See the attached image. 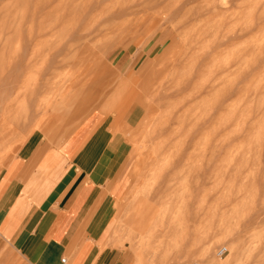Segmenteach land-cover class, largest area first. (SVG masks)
I'll list each match as a JSON object with an SVG mask.
<instances>
[{
	"label": "rangeland",
	"instance_id": "374dc122",
	"mask_svg": "<svg viewBox=\"0 0 264 264\" xmlns=\"http://www.w3.org/2000/svg\"><path fill=\"white\" fill-rule=\"evenodd\" d=\"M0 114V167L109 118L137 263L264 264V0H0Z\"/></svg>",
	"mask_w": 264,
	"mask_h": 264
},
{
	"label": "crops",
	"instance_id": "0c3cea01",
	"mask_svg": "<svg viewBox=\"0 0 264 264\" xmlns=\"http://www.w3.org/2000/svg\"><path fill=\"white\" fill-rule=\"evenodd\" d=\"M39 140L0 167V264H139L116 234L128 147L109 118L87 116L62 147Z\"/></svg>",
	"mask_w": 264,
	"mask_h": 264
},
{
	"label": "built area",
	"instance_id": "2783aa9c",
	"mask_svg": "<svg viewBox=\"0 0 264 264\" xmlns=\"http://www.w3.org/2000/svg\"><path fill=\"white\" fill-rule=\"evenodd\" d=\"M228 251L227 247H223L218 251V255L219 256H223L224 254H226ZM192 264H197V263H192Z\"/></svg>",
	"mask_w": 264,
	"mask_h": 264
},
{
	"label": "bare ground",
	"instance_id": "6f19581e",
	"mask_svg": "<svg viewBox=\"0 0 264 264\" xmlns=\"http://www.w3.org/2000/svg\"><path fill=\"white\" fill-rule=\"evenodd\" d=\"M26 97V96H25ZM29 97V96H28ZM0 115H2V114H0ZM11 119V118H10ZM25 119V118H24ZM7 120V119H6ZM37 120V119H36ZM37 121H39V120H37ZM163 124V123H162ZM2 131V130H1Z\"/></svg>",
	"mask_w": 264,
	"mask_h": 264
}]
</instances>
